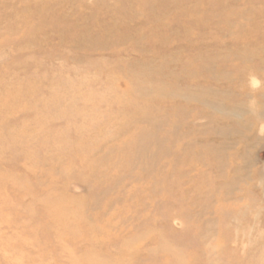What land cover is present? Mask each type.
Returning <instances> with one entry per match:
<instances>
[{
  "label": "rangeland",
  "instance_id": "1",
  "mask_svg": "<svg viewBox=\"0 0 264 264\" xmlns=\"http://www.w3.org/2000/svg\"><path fill=\"white\" fill-rule=\"evenodd\" d=\"M0 264H264V0H0Z\"/></svg>",
  "mask_w": 264,
  "mask_h": 264
}]
</instances>
